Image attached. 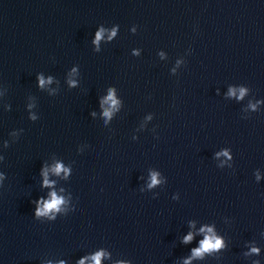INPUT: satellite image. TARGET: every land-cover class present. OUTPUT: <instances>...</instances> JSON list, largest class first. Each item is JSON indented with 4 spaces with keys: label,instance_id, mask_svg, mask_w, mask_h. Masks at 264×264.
Wrapping results in <instances>:
<instances>
[{
    "label": "water",
    "instance_id": "obj_1",
    "mask_svg": "<svg viewBox=\"0 0 264 264\" xmlns=\"http://www.w3.org/2000/svg\"><path fill=\"white\" fill-rule=\"evenodd\" d=\"M205 226L189 264H264V0H0V264H184Z\"/></svg>",
    "mask_w": 264,
    "mask_h": 264
},
{
    "label": "clouds",
    "instance_id": "obj_2",
    "mask_svg": "<svg viewBox=\"0 0 264 264\" xmlns=\"http://www.w3.org/2000/svg\"><path fill=\"white\" fill-rule=\"evenodd\" d=\"M103 33V29L98 31L96 33V41H98L101 38V35ZM112 35H115V30H113ZM39 83L43 85L45 83L44 79L42 77H38ZM50 79V78H49ZM245 90L240 89L239 95L242 97L244 95ZM113 90H109L108 97L102 102L103 104H109L111 106H115L117 104L116 99L113 96ZM234 94V90H229V95ZM239 98V97H238ZM105 117H109L111 115V109L106 108L104 111ZM224 155H227V152L224 153ZM51 171L55 174H60L63 172L65 176H67L70 172L69 168L64 167L61 163L55 164V166L51 169ZM41 175L43 177L42 180V187L50 186L53 182L50 181L48 177V169L42 168L41 169ZM157 174L153 173L151 176V183L149 187L155 185L158 183L157 181ZM34 216L36 218L46 217L49 220L55 219V214L59 211H61V206L65 203V198L63 196L57 195L55 191H52L48 194V198H45L43 196L38 197L34 202ZM200 232L204 233V238L199 241V246L192 249V256L189 257L187 260H185L184 264H189V260H191L193 257H201L203 253L205 252H211L215 250H219L224 246L222 237L218 236L213 228L211 226H205L201 227L199 230ZM192 240V233L189 232L184 238L183 242L187 243ZM253 253H257L259 251L258 248H251L250 250ZM107 253H105L103 250L96 251L94 254H91L88 257H82L77 264H85V261H89V264H101V257L106 256ZM49 264H52V262H49ZM57 264H66V261L60 260L57 262ZM117 264H123V262H117Z\"/></svg>",
    "mask_w": 264,
    "mask_h": 264
}]
</instances>
